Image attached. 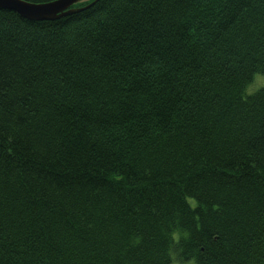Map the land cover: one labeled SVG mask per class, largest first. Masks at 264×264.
<instances>
[{
    "label": "trees",
    "instance_id": "trees-1",
    "mask_svg": "<svg viewBox=\"0 0 264 264\" xmlns=\"http://www.w3.org/2000/svg\"><path fill=\"white\" fill-rule=\"evenodd\" d=\"M93 1L0 9V264H264V0Z\"/></svg>",
    "mask_w": 264,
    "mask_h": 264
},
{
    "label": "water",
    "instance_id": "water-1",
    "mask_svg": "<svg viewBox=\"0 0 264 264\" xmlns=\"http://www.w3.org/2000/svg\"><path fill=\"white\" fill-rule=\"evenodd\" d=\"M87 1L89 0H54L43 4H32L23 0H0V9L13 12L27 21H55L79 11L80 9L74 7ZM96 1L98 0H94L90 5Z\"/></svg>",
    "mask_w": 264,
    "mask_h": 264
},
{
    "label": "rangeland",
    "instance_id": "rangeland-1",
    "mask_svg": "<svg viewBox=\"0 0 264 264\" xmlns=\"http://www.w3.org/2000/svg\"><path fill=\"white\" fill-rule=\"evenodd\" d=\"M254 82H253L254 85L252 84L253 86H251V88H250V86L247 88V90H246L247 94H252L256 90H258V88L261 87V85L264 86L263 85L264 84V78H257L256 79V77H255ZM171 264H179V263H177L176 261H173ZM183 264H192V262H186V263H183Z\"/></svg>",
    "mask_w": 264,
    "mask_h": 264
}]
</instances>
